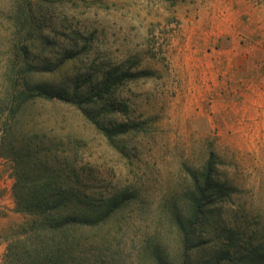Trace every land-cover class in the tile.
Segmentation results:
<instances>
[{
    "label": "rangeland",
    "instance_id": "rangeland-1",
    "mask_svg": "<svg viewBox=\"0 0 264 264\" xmlns=\"http://www.w3.org/2000/svg\"><path fill=\"white\" fill-rule=\"evenodd\" d=\"M18 1L0 0V134L5 96L23 83L78 99L108 80L110 92L107 105L89 106L90 120L31 99L13 122L14 149L0 151L2 264L23 222L20 168L66 189L81 174L96 206L109 201L96 232L101 264H156V254L176 264V222L190 215L194 176L209 161L212 219L264 228V0H32L24 58ZM96 124L116 132L112 142Z\"/></svg>",
    "mask_w": 264,
    "mask_h": 264
},
{
    "label": "trees",
    "instance_id": "trees-1",
    "mask_svg": "<svg viewBox=\"0 0 264 264\" xmlns=\"http://www.w3.org/2000/svg\"><path fill=\"white\" fill-rule=\"evenodd\" d=\"M34 14L32 0L18 1L14 13L15 46L24 47L20 49L23 58L27 54V46L24 45L31 42L36 33ZM107 81L96 94L78 99L55 96L37 89V92L30 94L33 91L24 83L17 90L8 91L4 99L7 107L4 111V130L0 134V151L7 153L14 149L11 144L12 124L31 99L75 109L90 120L89 106L107 105V94L110 92ZM96 125L105 139L112 142L116 132ZM23 149L22 146L18 152H14L20 163L27 158ZM19 170L14 196L16 210L23 215V222L6 238L4 263L101 264L100 256L95 254V250H103L96 242V232L104 231L107 226V217L113 210L109 201L96 206L88 192V184L81 180V174L77 178L80 186L66 189L54 186L55 178L52 176L38 173L27 175L23 168ZM214 184V167L209 161L194 176L190 215L178 218L176 222L182 246L176 264H264V228H261L260 222L253 223L251 227L239 223L227 228L212 219L209 205L216 194L209 192ZM112 201L117 203L118 198L115 196ZM203 256L205 259L202 260ZM155 261L156 264H169L161 254H156Z\"/></svg>",
    "mask_w": 264,
    "mask_h": 264
},
{
    "label": "built area",
    "instance_id": "built-area-1",
    "mask_svg": "<svg viewBox=\"0 0 264 264\" xmlns=\"http://www.w3.org/2000/svg\"><path fill=\"white\" fill-rule=\"evenodd\" d=\"M0 264H2V259L0 258Z\"/></svg>",
    "mask_w": 264,
    "mask_h": 264
},
{
    "label": "crops",
    "instance_id": "crops-1",
    "mask_svg": "<svg viewBox=\"0 0 264 264\" xmlns=\"http://www.w3.org/2000/svg\"><path fill=\"white\" fill-rule=\"evenodd\" d=\"M0 253H1V251H0Z\"/></svg>",
    "mask_w": 264,
    "mask_h": 264
}]
</instances>
